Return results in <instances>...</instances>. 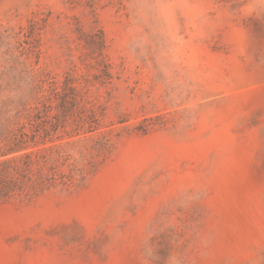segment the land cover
Returning <instances> with one entry per match:
<instances>
[{
	"label": "rangeland",
	"instance_id": "1",
	"mask_svg": "<svg viewBox=\"0 0 264 264\" xmlns=\"http://www.w3.org/2000/svg\"><path fill=\"white\" fill-rule=\"evenodd\" d=\"M5 160L0 264H264V0H0Z\"/></svg>",
	"mask_w": 264,
	"mask_h": 264
},
{
	"label": "trees",
	"instance_id": "2",
	"mask_svg": "<svg viewBox=\"0 0 264 264\" xmlns=\"http://www.w3.org/2000/svg\"><path fill=\"white\" fill-rule=\"evenodd\" d=\"M13 150V149H12ZM13 152V151H9ZM16 158V157H15ZM5 163H8V160L2 161L0 165V199L2 197H11L16 192H23L24 187L19 179L13 172V169L7 167ZM6 165V166H4ZM54 175H47L46 178L41 180L32 179L35 182H38L42 185L48 184L54 179Z\"/></svg>",
	"mask_w": 264,
	"mask_h": 264
}]
</instances>
